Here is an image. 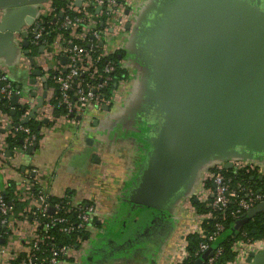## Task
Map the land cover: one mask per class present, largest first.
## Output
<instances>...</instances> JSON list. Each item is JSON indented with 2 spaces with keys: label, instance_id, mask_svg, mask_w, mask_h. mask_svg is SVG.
<instances>
[{
  "label": "crops",
  "instance_id": "crops-1",
  "mask_svg": "<svg viewBox=\"0 0 264 264\" xmlns=\"http://www.w3.org/2000/svg\"><path fill=\"white\" fill-rule=\"evenodd\" d=\"M24 1L20 6L0 7V26L12 33L0 34V71L9 75L14 94L19 95L17 105L10 99L11 113L0 111V189L14 184L16 196L24 191V180H39L53 198L69 193L77 199L95 201L102 209L111 228L87 234L58 264H157L155 253L177 234L178 222L169 217L174 198L164 208H157L160 212L170 210L169 219H159L156 213H161L135 203L132 195L156 144L162 140V129L182 132L189 118L186 115H191L187 109L171 112L162 98L168 95L167 74L203 72L196 59L202 43L213 41L220 27L252 22L254 14L264 13V0H126L122 10L106 16L103 49L122 51L121 60L135 85L110 104L108 111L90 112L79 124L67 117L66 109L57 101L52 78L57 67L54 59L66 63L59 49L61 36L56 34L53 39L57 47L40 44L35 54H31L30 43L23 45L21 33L29 26L27 17L32 16L35 24L54 16L53 0ZM64 1L75 11L90 6L89 0ZM97 8L90 14L96 25L101 11ZM20 11L24 15L19 16ZM192 39L199 49H192ZM187 58L196 59L195 66H189ZM175 59H179L177 65ZM36 69L39 75L33 74ZM188 86L192 84L180 80L177 88L185 103L191 104L193 95ZM40 98L42 105L37 107ZM258 100L264 102V89L258 92ZM17 107L25 110L19 121L37 107L33 118L46 126L37 143L9 151L6 139L16 124L13 115ZM253 110V106L248 110L244 125L238 126L229 145L216 143L215 147L264 158V132L251 129L254 124H264ZM175 118L181 120L182 128ZM22 211L13 210L11 226L0 229V246L4 248L0 264L20 261L25 241L35 231L32 219H25ZM138 251H144L150 261L138 259Z\"/></svg>",
  "mask_w": 264,
  "mask_h": 264
},
{
  "label": "built area",
  "instance_id": "built-area-1",
  "mask_svg": "<svg viewBox=\"0 0 264 264\" xmlns=\"http://www.w3.org/2000/svg\"><path fill=\"white\" fill-rule=\"evenodd\" d=\"M125 3L126 0L120 4H117L115 0H89L90 5L100 9L106 7L109 16L122 10ZM67 7L73 10L69 2ZM86 7H82V10L87 17V23L81 27L79 32H76V28L83 19H71L66 16L62 23L63 26H71L75 33L71 31L70 39H66L61 33H58L62 40L59 49L65 55L66 63L62 65L58 58L54 59L57 67L52 76L59 93V104L64 106L67 117L76 124H79L83 117L90 112H100L104 105L115 103L122 93L130 91L135 85L128 67L120 60L119 64L127 70L128 77L122 79L118 86L112 89L110 97L102 96L101 90L111 81L110 74L113 73L115 65L108 62L100 69L96 63L102 57H106L119 48L111 52L103 49L107 32L94 28L96 26L95 20L90 19ZM24 31L30 35L28 40L33 46L41 44L46 47H57L55 45L57 41L43 40L42 31L39 29L34 31L31 25L27 26ZM88 35H91L101 45V52L96 57H93L92 52L94 50L91 47L85 49L72 43V39L86 41ZM81 73H85L87 77H80ZM0 83H3L0 87V95L10 100L15 91L12 88L9 75L5 71H0ZM12 130L27 133L24 148L37 140L36 135L30 134V129L22 124L12 125ZM234 152L231 150L224 159L215 157L202 163L183 193L174 199L170 217L178 222L177 234L173 240L164 243L158 253H155L157 264H185L186 260L190 259H193L190 264H195L199 259L201 260L199 264H250L248 258L251 254L257 255L264 252V236L254 239L243 230L230 245L233 258L220 261L223 250L218 242L224 234L223 222L229 218L233 219L232 229L239 232L242 226L253 220L255 216L262 214L264 217L263 206L260 212L236 228L237 223L244 219L247 212L259 205H264V191L262 188L255 189L248 182L234 180L233 175L240 171L247 175L254 173L257 178L260 177V180L264 181V159L240 152H235V154ZM226 163L230 164L229 168L225 167ZM251 179H254L253 175ZM22 184L25 189L17 193L16 198L19 201L27 202L22 211V216L25 219L27 217L32 219L35 231L25 241L23 250L25 256L20 264H36V253L41 250V244L49 239L46 233L51 227H56L58 231L63 233L76 230L87 234L102 229L106 231L111 228L106 222L109 219L106 218L95 201L77 199L65 193L60 198L62 203L55 202L52 204L51 195L45 191L39 180H24ZM34 186H36V194L32 193L30 189ZM185 201H187L186 206L184 205ZM197 202L205 206L204 211L199 210L193 204ZM50 208L54 209L53 213H50ZM12 212L13 206L0 195V226H11ZM59 212L60 214H58ZM71 213L76 214L77 221L73 219ZM111 213L113 214L110 215V218L113 217L114 211ZM214 217L219 220L208 225L207 221ZM192 235L196 236L199 241L196 247L190 251L188 237ZM78 240L79 243L83 242V239L79 238ZM73 250L74 248L68 244L60 246L56 243L51 244L50 256L40 264H58L69 257ZM0 252H4L2 246H0ZM138 255L137 252V257ZM146 260L147 257L142 258V261Z\"/></svg>",
  "mask_w": 264,
  "mask_h": 264
},
{
  "label": "water",
  "instance_id": "water-1",
  "mask_svg": "<svg viewBox=\"0 0 264 264\" xmlns=\"http://www.w3.org/2000/svg\"><path fill=\"white\" fill-rule=\"evenodd\" d=\"M32 1L43 0L28 2ZM24 3V0H0V7L20 6ZM23 11H20L19 16L24 15ZM26 22L33 25L32 16L27 17ZM4 27L0 26V34L12 36L11 31L7 32ZM37 29L38 27L34 31ZM21 35L24 38L23 45L28 47V34L22 31ZM192 36L196 37V34L192 33ZM213 37V41L202 43L203 46L197 53V67L202 68L203 72L185 71L178 74L172 71L167 74L168 95H162V98H165L171 112L187 109L191 115H186L189 118L183 128L181 120L174 119L182 128V132L162 129V140L156 144L157 148L134 188L132 200L137 204L164 208L171 199L183 193L202 163L215 157L224 159L231 150L238 153L234 149L219 150L215 144L226 146L231 143L238 126L244 125L246 114L252 106L255 114H258V120L261 118L264 124V102L258 100V92L264 89V13L254 14L252 22H237L230 28L220 27ZM191 44L193 50H196V47L199 49L195 40L192 39ZM196 59L186 60L189 66H195ZM178 60L175 59L176 65ZM33 74L39 75L40 70L36 69ZM180 80L192 84L186 87L193 95L191 104L185 103L180 89L177 88ZM18 98L17 94L12 95L13 105H17ZM39 100L37 107L42 105V99ZM36 108L15 126L26 124L35 116ZM109 108V105L103 106L106 111ZM251 129L264 132V126L256 127L254 124ZM212 148L213 150H209ZM243 154L251 156L249 153ZM225 167L229 168L230 164L226 163ZM263 206L259 205L247 212L236 228L260 212ZM53 210L50 208V213H53ZM2 228L3 226H0V229ZM248 261L250 264H264V252L251 254ZM200 262L199 259L195 264Z\"/></svg>",
  "mask_w": 264,
  "mask_h": 264
},
{
  "label": "trees",
  "instance_id": "trees-1",
  "mask_svg": "<svg viewBox=\"0 0 264 264\" xmlns=\"http://www.w3.org/2000/svg\"><path fill=\"white\" fill-rule=\"evenodd\" d=\"M117 4L123 3L124 0H115ZM53 7H54V16L46 17L44 18L41 22L33 24V28L35 29L38 27L40 31H42V39L48 42L53 41L54 37L56 34L61 33L63 34V37L66 39H70V33L72 31L71 26H63L62 23L65 19V17H69L71 19H78L81 18L83 21L78 23V27L76 28V32H79L81 30V27L84 26L87 23V17L84 15V12L82 8L79 9V11H74L72 9H68L67 7V2L64 0H53ZM86 11L89 14H95L96 13V6L90 5L86 7ZM107 8L102 7L99 15V22L98 24L94 27L95 29L98 30H103L104 29V24L107 16ZM60 14L62 16L60 17ZM55 17V18H54ZM55 20V21H54ZM30 37V35H28ZM72 43L76 45H80L81 47L85 49H89L90 47L94 50L92 52L93 57H96L99 55L101 52V45L98 41H96L94 38H92L91 35H88L86 41H81V40H76L72 39ZM37 47L38 45H31L30 48L32 49L31 54H35L37 52ZM123 53L120 50L114 51L107 55L106 57H102L96 64L98 67L101 69L106 65V63L111 62L115 65V69L113 73L110 74L111 81L101 90V94L103 97L108 98L111 96V91L115 87L118 86L119 82L122 79H126L128 77L127 70L123 67L120 66L119 62L122 59ZM80 77L85 78L87 77L85 73H81ZM99 82V80H98ZM3 85V83H0V87ZM12 88L14 90L15 85L12 83ZM57 88V86H56ZM15 91V90H14ZM57 101L59 102V93L57 89ZM57 101L56 104H57ZM53 101V103L55 104ZM11 104L10 100L2 97L0 95V111L6 112V113H11ZM25 110L22 108L17 107L15 109V114L13 115L14 122L19 123L20 117L24 114ZM24 127H27L30 129V134H34L37 137L36 143L38 142L40 138V131L42 127L46 126V124L37 121L35 118H32L29 120L26 124H23ZM27 133L23 131H16L14 132L13 130L11 131V134L7 137V146L9 151H12L14 148H21L25 144V139L27 137ZM230 173V172H229ZM233 175L232 173H230ZM254 176V179H251V176ZM234 176V180H241L243 182H248L250 185H252L255 189L262 188L264 191V181L263 180H258L256 175L250 174H244L243 171H240L236 173ZM13 189H14V184L9 185L7 189H1L0 190V195L4 198V200L11 204L13 206V210L15 212H19L24 209L26 206V201H19L16 196L13 194ZM31 192L36 194V186L30 188ZM70 195L69 193H67ZM51 203L55 202H61L62 200L60 198H53L51 197ZM199 210H205V206L202 203H193ZM144 211H146L148 208H143ZM151 210L157 208H150ZM149 210V209H148ZM60 214V212L58 213ZM55 215V214H54ZM71 216L75 221H77V216L75 213H71ZM219 219H216L215 217L213 219L208 220V225L213 224L217 222ZM234 220L229 218L226 221L223 222L225 229H224V234L222 235V238L219 240L218 245L222 248L223 252L220 258V261H226L230 260L233 258V253L230 250V245L232 242L240 235V233L245 230L247 232V235L257 239L261 238L264 236V217L262 214H259L255 216L253 220H250L249 222L245 223L242 228L239 230V232H235L232 229ZM1 231V230H0ZM49 236V239H46V242L41 244V250L36 253V264H40L42 262H45V260L50 256V246L51 244H57V245H64L68 244L71 247L75 248L79 245V238L84 239V237L87 235L86 232H80V231H72L70 233H63L58 231L56 227H51L47 233ZM188 248L189 250H193L196 245L198 244L199 239L192 235L188 237ZM24 254H22L18 260L20 261H15L12 264H20L21 260L24 258ZM193 259L186 260L185 264H190V261Z\"/></svg>",
  "mask_w": 264,
  "mask_h": 264
},
{
  "label": "flooded vegetation",
  "instance_id": "flooded-vegetation-1",
  "mask_svg": "<svg viewBox=\"0 0 264 264\" xmlns=\"http://www.w3.org/2000/svg\"><path fill=\"white\" fill-rule=\"evenodd\" d=\"M173 204V203H172ZM149 210H151V209H149ZM151 211H157V210H151ZM170 210H168V212H169ZM157 212H159V213H161V214H158V213H156L157 214V218H159V219H162V218H165V219H169V217H170V215H169V213L167 212V211H165V210H163L162 212H160V211H157ZM168 215H169V217H168ZM171 218V217H170ZM138 253H139V255H138V259H142V258H144V257H147V256H145V252L144 251H138Z\"/></svg>",
  "mask_w": 264,
  "mask_h": 264
},
{
  "label": "rangeland",
  "instance_id": "rangeland-1",
  "mask_svg": "<svg viewBox=\"0 0 264 264\" xmlns=\"http://www.w3.org/2000/svg\"><path fill=\"white\" fill-rule=\"evenodd\" d=\"M186 203H187V201L184 202V205H185V206H186ZM148 258H149V257H148ZM146 261H150V258L147 259Z\"/></svg>",
  "mask_w": 264,
  "mask_h": 264
}]
</instances>
